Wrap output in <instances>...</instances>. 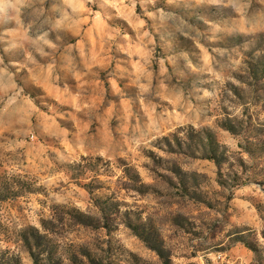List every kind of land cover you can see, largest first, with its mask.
<instances>
[{
	"label": "rangeland",
	"instance_id": "rangeland-1",
	"mask_svg": "<svg viewBox=\"0 0 264 264\" xmlns=\"http://www.w3.org/2000/svg\"><path fill=\"white\" fill-rule=\"evenodd\" d=\"M0 264H264V0H0Z\"/></svg>",
	"mask_w": 264,
	"mask_h": 264
}]
</instances>
